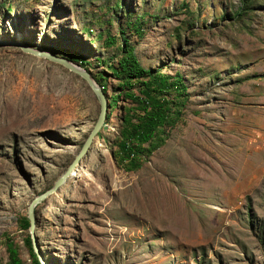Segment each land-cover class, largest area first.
Returning a JSON list of instances; mask_svg holds the SVG:
<instances>
[{"label":"rangeland","instance_id":"obj_1","mask_svg":"<svg viewBox=\"0 0 264 264\" xmlns=\"http://www.w3.org/2000/svg\"><path fill=\"white\" fill-rule=\"evenodd\" d=\"M121 38L140 67L179 74L189 101L134 172L109 156L128 101L107 108L33 208L44 263L264 264V0H0V264L5 237L31 264L20 221L98 113L80 77L13 44L78 54L109 99Z\"/></svg>","mask_w":264,"mask_h":264},{"label":"trees","instance_id":"obj_2","mask_svg":"<svg viewBox=\"0 0 264 264\" xmlns=\"http://www.w3.org/2000/svg\"><path fill=\"white\" fill-rule=\"evenodd\" d=\"M138 33V29L135 28ZM120 58L115 66L109 67L110 74L119 81V91L115 97L107 98L108 107L115 105L117 99L128 101L127 107L120 108L116 138L111 142L115 149L109 148V155L115 167L124 172L138 170L142 162L160 148L169 131L180 121L189 101L187 88L179 74H162L158 69H144L137 63L132 49L124 39H120ZM70 62L82 67L85 62L78 54L66 51L63 55ZM105 93L100 78H93ZM104 122H108L105 116ZM98 135V133H97ZM20 229L28 228V221L22 218ZM31 264H38L32 253L29 237L23 239ZM6 264H21L17 246L5 237Z\"/></svg>","mask_w":264,"mask_h":264},{"label":"water","instance_id":"obj_3","mask_svg":"<svg viewBox=\"0 0 264 264\" xmlns=\"http://www.w3.org/2000/svg\"><path fill=\"white\" fill-rule=\"evenodd\" d=\"M14 47L19 48L22 52L30 54L35 57L44 58L50 62L56 63L69 72L77 75L80 77L93 96L95 97L97 104H98V113L96 116V119L93 123V126L90 128L88 134L86 135L84 141L82 142L79 151L74 156V158L71 160V162L67 165L64 172L60 174V176L53 182L52 186L42 192L41 194L35 196L31 199L27 206L26 210V219L28 221V235L30 240V246L32 253L34 254L38 264H45L40 253L39 249L37 247V240L33 234V208L43 201L45 198H47L49 195L55 192V190L68 178L71 176L72 171L75 169V166L78 165L79 160L82 158V156L86 153L87 149L89 148V145L91 144L92 140L96 137L97 133L101 130V126L105 120L108 104H107V98L105 93H103L102 89L94 82V80L90 77V75L85 72L84 70L80 69L77 65L73 64L69 60L56 56L52 53L46 52V51H39V50H33L26 46L20 45V44H13ZM110 156V155H109ZM111 158V157H110Z\"/></svg>","mask_w":264,"mask_h":264},{"label":"bare ground","instance_id":"obj_4","mask_svg":"<svg viewBox=\"0 0 264 264\" xmlns=\"http://www.w3.org/2000/svg\"><path fill=\"white\" fill-rule=\"evenodd\" d=\"M19 40H20V39H19ZM73 64H74V63H73ZM105 123H106V122H103V124H102V126H101V129H102V130H103V126H104ZM73 172H74V170L72 171L71 176L74 174ZM71 176H70V177H71Z\"/></svg>","mask_w":264,"mask_h":264}]
</instances>
